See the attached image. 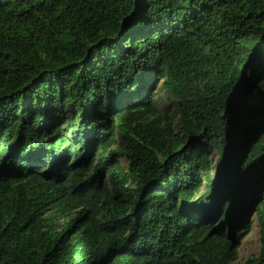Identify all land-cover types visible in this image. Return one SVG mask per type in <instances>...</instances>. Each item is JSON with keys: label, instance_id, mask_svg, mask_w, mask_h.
Listing matches in <instances>:
<instances>
[{"label": "trees", "instance_id": "1", "mask_svg": "<svg viewBox=\"0 0 264 264\" xmlns=\"http://www.w3.org/2000/svg\"><path fill=\"white\" fill-rule=\"evenodd\" d=\"M0 264H264V0H0Z\"/></svg>", "mask_w": 264, "mask_h": 264}, {"label": "rangeland", "instance_id": "2", "mask_svg": "<svg viewBox=\"0 0 264 264\" xmlns=\"http://www.w3.org/2000/svg\"><path fill=\"white\" fill-rule=\"evenodd\" d=\"M259 247V231L256 222L253 221L251 232L239 239L238 262L242 263L248 257L256 255Z\"/></svg>", "mask_w": 264, "mask_h": 264}]
</instances>
